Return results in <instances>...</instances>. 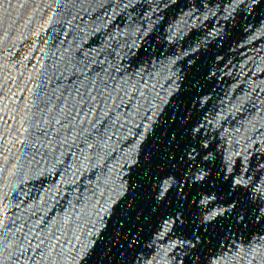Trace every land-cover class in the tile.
<instances>
[{"label":"water","instance_id":"1","mask_svg":"<svg viewBox=\"0 0 264 264\" xmlns=\"http://www.w3.org/2000/svg\"><path fill=\"white\" fill-rule=\"evenodd\" d=\"M0 264H264V0H0Z\"/></svg>","mask_w":264,"mask_h":264}]
</instances>
